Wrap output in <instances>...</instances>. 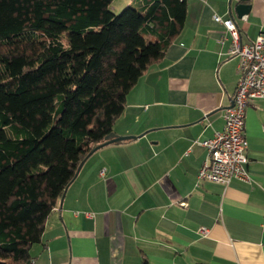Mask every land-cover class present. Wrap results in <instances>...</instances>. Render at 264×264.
<instances>
[{
	"label": "crops",
	"instance_id": "crops-1",
	"mask_svg": "<svg viewBox=\"0 0 264 264\" xmlns=\"http://www.w3.org/2000/svg\"><path fill=\"white\" fill-rule=\"evenodd\" d=\"M238 2L187 0L183 29L114 122L112 133L135 139L85 161L30 248L33 264H264V99L245 112L249 182L196 179L206 150L195 142L222 130L239 78L212 17L231 18L243 43L264 35V0L241 20L228 13Z\"/></svg>",
	"mask_w": 264,
	"mask_h": 264
},
{
	"label": "trees",
	"instance_id": "trees-1",
	"mask_svg": "<svg viewBox=\"0 0 264 264\" xmlns=\"http://www.w3.org/2000/svg\"><path fill=\"white\" fill-rule=\"evenodd\" d=\"M0 0V264L30 248L80 162L184 27L187 0Z\"/></svg>",
	"mask_w": 264,
	"mask_h": 264
},
{
	"label": "built area",
	"instance_id": "built-area-1",
	"mask_svg": "<svg viewBox=\"0 0 264 264\" xmlns=\"http://www.w3.org/2000/svg\"><path fill=\"white\" fill-rule=\"evenodd\" d=\"M230 39L229 56L238 60V82L232 106L223 112V128L204 141H196L206 150V157L197 172V182L227 187L232 180L249 182L247 172L248 143L244 134L246 108L256 99H264V35L243 43L238 27L231 18L213 16ZM264 129V125H263ZM103 175V171L100 173ZM206 235V230H199ZM29 264H33V261Z\"/></svg>",
	"mask_w": 264,
	"mask_h": 264
},
{
	"label": "water",
	"instance_id": "water-1",
	"mask_svg": "<svg viewBox=\"0 0 264 264\" xmlns=\"http://www.w3.org/2000/svg\"><path fill=\"white\" fill-rule=\"evenodd\" d=\"M250 0H239L238 4L236 6H234L233 11H231L230 9L228 10L229 15H232V12L236 15V17L241 20L244 16H246L251 9V6L249 4ZM232 106V103L230 104L229 107ZM135 139L134 137H120L115 135L114 133H110L108 136L105 137L104 142L96 147H94L87 155L86 157L80 162V164L77 167V170L75 172L74 178L73 180L76 178V176L78 175L80 169L82 168L83 164L85 163V161L97 150L110 145V144H120L121 142L127 141V140H132ZM67 189V188H66ZM65 191L63 192L62 197L59 200V207H61L62 205V201L64 199V195H65Z\"/></svg>",
	"mask_w": 264,
	"mask_h": 264
},
{
	"label": "rangeland",
	"instance_id": "rangeland-1",
	"mask_svg": "<svg viewBox=\"0 0 264 264\" xmlns=\"http://www.w3.org/2000/svg\"><path fill=\"white\" fill-rule=\"evenodd\" d=\"M115 4H117V3L115 2ZM125 7H126V6H125ZM125 7H124V8H125ZM124 8H122V9H124ZM120 11H121V10H120Z\"/></svg>",
	"mask_w": 264,
	"mask_h": 264
}]
</instances>
